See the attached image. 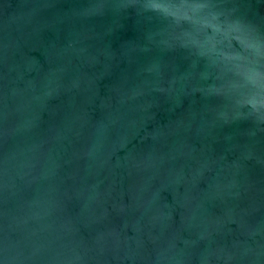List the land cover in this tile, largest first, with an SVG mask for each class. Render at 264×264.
Listing matches in <instances>:
<instances>
[{"label": "water", "instance_id": "95a60500", "mask_svg": "<svg viewBox=\"0 0 264 264\" xmlns=\"http://www.w3.org/2000/svg\"><path fill=\"white\" fill-rule=\"evenodd\" d=\"M0 264H264V0H0Z\"/></svg>", "mask_w": 264, "mask_h": 264}]
</instances>
